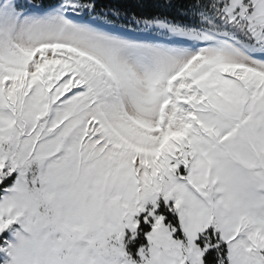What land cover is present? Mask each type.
I'll return each mask as SVG.
<instances>
[{
	"label": "snow or ice",
	"instance_id": "snow-or-ice-1",
	"mask_svg": "<svg viewBox=\"0 0 264 264\" xmlns=\"http://www.w3.org/2000/svg\"><path fill=\"white\" fill-rule=\"evenodd\" d=\"M0 264H264V0H0Z\"/></svg>",
	"mask_w": 264,
	"mask_h": 264
},
{
	"label": "trees",
	"instance_id": "trees-1",
	"mask_svg": "<svg viewBox=\"0 0 264 264\" xmlns=\"http://www.w3.org/2000/svg\"><path fill=\"white\" fill-rule=\"evenodd\" d=\"M150 10V9H149Z\"/></svg>",
	"mask_w": 264,
	"mask_h": 264
}]
</instances>
